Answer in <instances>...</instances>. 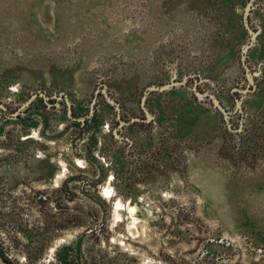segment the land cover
Listing matches in <instances>:
<instances>
[{
    "label": "rangeland",
    "instance_id": "obj_1",
    "mask_svg": "<svg viewBox=\"0 0 264 264\" xmlns=\"http://www.w3.org/2000/svg\"><path fill=\"white\" fill-rule=\"evenodd\" d=\"M261 26L264 0H0L5 257L264 264Z\"/></svg>",
    "mask_w": 264,
    "mask_h": 264
},
{
    "label": "flooded vegetation",
    "instance_id": "obj_2",
    "mask_svg": "<svg viewBox=\"0 0 264 264\" xmlns=\"http://www.w3.org/2000/svg\"><path fill=\"white\" fill-rule=\"evenodd\" d=\"M252 6V4L250 3V7ZM261 28V27H260ZM258 29H259V27H258ZM256 30V32L258 31L257 29H255ZM257 42V41H256ZM253 71L254 70H252V73H253ZM260 81V80H259ZM259 81L256 83V85H255V87L256 88H258V86H259ZM254 87V89H256ZM103 93H104V95H106L107 94V92H105V91H103V90H101ZM41 95V97H42V99L44 100V99H46V98H50L49 96H47V95H44V93L42 94V92H40V93H37V94H35V95H31V97L28 99V103L30 102L31 103V101L34 99V98H36L37 96H40ZM55 98H57L58 100L60 99V98H64V100L66 101V103H67V110H68V113H70V109H71V107H72V103L71 102H69L68 101V98L65 96V94H59L58 96H55ZM109 102V101H108ZM218 107V106H217ZM92 110H93V105H92V103H91V106H90V111H89V113H87V115L83 118V120H84V124H86V123H90V121H94V119H96L95 117V115H96V113H95V111H94V113H92ZM147 117H148V115H147ZM146 117V118H147ZM148 119H149V117H148ZM130 121V120H129ZM131 121H139V120H137L136 118H134V119H131ZM51 179V178H50ZM54 179V178H53ZM69 179L67 178L66 179V181L65 182H63L64 184H66L67 185V181H68ZM91 183H93L92 181H90ZM66 185H64V186H62V187H64V192H65V195H66V197L67 198H72V196H73V194L67 189V186ZM0 255L4 258V259H6L9 263H11V264H14V263H12L9 259H7L6 257H5V255H4V249H3V247H1V245H0Z\"/></svg>",
    "mask_w": 264,
    "mask_h": 264
},
{
    "label": "crops",
    "instance_id": "obj_3",
    "mask_svg": "<svg viewBox=\"0 0 264 264\" xmlns=\"http://www.w3.org/2000/svg\"><path fill=\"white\" fill-rule=\"evenodd\" d=\"M225 2H226V0H225ZM237 9H239V7ZM260 24H261V22H260ZM262 30H264V27H262ZM218 35H216L215 41L213 42L214 43L213 44V50H214L216 56H218V54H220L219 49H218V46H219L218 40L220 39V37L223 38L222 34H220L219 38L217 37ZM252 55L255 59H259V58L263 59L264 58V31H262V35H261L260 41H259V46H258L257 50ZM187 105L188 106L190 105V108H194L193 106H191L192 104H190V103H188ZM170 117H171V119H169V122L171 124L170 127H172V129H173L172 132H174V131L176 132L177 129L181 128L182 124L180 122H183V119H179L176 114H173ZM172 119H174V120H172ZM186 125L190 126V124H188V123H186ZM175 141H177L176 138H175Z\"/></svg>",
    "mask_w": 264,
    "mask_h": 264
},
{
    "label": "water",
    "instance_id": "obj_4",
    "mask_svg": "<svg viewBox=\"0 0 264 264\" xmlns=\"http://www.w3.org/2000/svg\"><path fill=\"white\" fill-rule=\"evenodd\" d=\"M248 10H250V4H249V6L247 7V8H245V11H248ZM251 33H252V37L254 38L255 36H256V33H253V31H251ZM252 38V39H253ZM259 73L257 72V73H254V75L255 76H257ZM249 78V77H248ZM252 77L250 76V78H249V81L250 82H252ZM253 84V83H252ZM248 91V90H247ZM246 91V89L244 90V91H242V92H247ZM62 94V93H61ZM213 99H214V101H215V103H216V105L218 106V107H220L221 109H222V107L220 106V103H219V101L217 100V99H215L214 97H212ZM111 101V100H110ZM111 103H112V101H111ZM238 104V107H240V103L238 102L237 103ZM241 108V107H240ZM0 264H11V263H9L6 259H4L1 255H0Z\"/></svg>",
    "mask_w": 264,
    "mask_h": 264
},
{
    "label": "bare ground",
    "instance_id": "obj_5",
    "mask_svg": "<svg viewBox=\"0 0 264 264\" xmlns=\"http://www.w3.org/2000/svg\"><path fill=\"white\" fill-rule=\"evenodd\" d=\"M130 212H133L132 208L129 207Z\"/></svg>",
    "mask_w": 264,
    "mask_h": 264
},
{
    "label": "trees",
    "instance_id": "obj_6",
    "mask_svg": "<svg viewBox=\"0 0 264 264\" xmlns=\"http://www.w3.org/2000/svg\"><path fill=\"white\" fill-rule=\"evenodd\" d=\"M102 175H104V174H102ZM99 200V199H98ZM100 201V200H99Z\"/></svg>",
    "mask_w": 264,
    "mask_h": 264
}]
</instances>
